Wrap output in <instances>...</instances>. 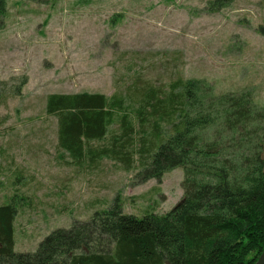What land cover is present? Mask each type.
<instances>
[{
    "label": "rangeland",
    "instance_id": "obj_1",
    "mask_svg": "<svg viewBox=\"0 0 264 264\" xmlns=\"http://www.w3.org/2000/svg\"><path fill=\"white\" fill-rule=\"evenodd\" d=\"M207 2L7 0L0 78L27 76L20 95L0 106V204L16 194L15 251H34L50 231L88 220L116 194L123 212L138 216L164 213L183 195L180 166L159 181L135 183L137 153L131 170L106 156L81 164L61 156L56 118L45 113L47 94L110 96L140 82L200 78L215 94L250 91L264 106V35L257 31L264 0H234L217 11Z\"/></svg>",
    "mask_w": 264,
    "mask_h": 264
},
{
    "label": "trees",
    "instance_id": "obj_2",
    "mask_svg": "<svg viewBox=\"0 0 264 264\" xmlns=\"http://www.w3.org/2000/svg\"><path fill=\"white\" fill-rule=\"evenodd\" d=\"M233 1L208 0L207 8ZM6 7L0 0V29ZM257 31L264 35V22ZM26 83V75L0 78V106ZM45 113L56 118L61 156L75 164L106 156L131 170L137 153L135 183L180 166L183 195L164 213L138 216L124 213L116 194L88 220L18 252L14 194L0 204V264H254L264 250V106L250 91L215 94L204 79L177 77L166 86L140 82L126 94L49 93Z\"/></svg>",
    "mask_w": 264,
    "mask_h": 264
},
{
    "label": "water",
    "instance_id": "obj_3",
    "mask_svg": "<svg viewBox=\"0 0 264 264\" xmlns=\"http://www.w3.org/2000/svg\"><path fill=\"white\" fill-rule=\"evenodd\" d=\"M254 264H264V250L261 252Z\"/></svg>",
    "mask_w": 264,
    "mask_h": 264
}]
</instances>
